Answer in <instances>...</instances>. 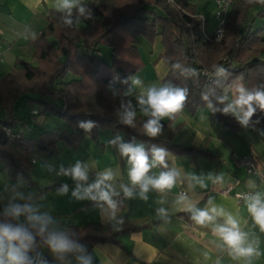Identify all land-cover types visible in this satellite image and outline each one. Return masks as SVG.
Segmentation results:
<instances>
[{"label": "trees", "instance_id": "1", "mask_svg": "<svg viewBox=\"0 0 264 264\" xmlns=\"http://www.w3.org/2000/svg\"><path fill=\"white\" fill-rule=\"evenodd\" d=\"M85 3L92 9L93 19L82 20L76 27L67 28L55 11L49 12L46 26L30 42L32 61L17 59L8 74L0 78V107L7 112L6 118L0 116V170L5 169L12 182L23 181L32 188L35 182L31 175L34 165L31 159L37 154L55 153L59 143L72 146L84 136L101 146L99 136L103 132H120L125 141L135 139L147 148L157 145L167 149L168 153L197 151L172 142V120L164 123V128L171 132L165 140L147 137L142 128L147 117L138 113L135 128L119 122L116 113L121 102L131 100L135 106L133 99L124 96L130 81L127 84L122 81L144 67L145 61L138 47L143 39H160L163 50L157 59L167 67L161 83L171 82L189 89L184 110L195 114L199 108H206L224 126L237 129L234 118L213 114L201 95L208 92L215 102L212 93L221 94L234 81L248 88L264 83V29L256 26V20L264 18V4L233 0L223 35L214 40L212 33L206 32V21L194 16V6L186 0H85ZM252 9L256 11L249 19ZM99 46L110 50L108 61L98 57ZM175 62L195 68L199 74L181 75L171 68V63ZM213 64L223 65L228 69V75L211 76ZM19 100L36 103L40 109L34 116H52L55 123L56 119L62 123L61 126L43 129L35 136L12 130L16 117L14 108ZM256 119L260 120L256 127L264 130V114L258 112L253 117ZM87 120L96 124L90 133L78 127L80 121ZM5 129L12 136L6 135ZM180 215L190 219L187 213ZM64 228L89 253L97 244L116 243L114 234L98 222H89L82 227L65 225ZM37 245L31 255L41 253L52 264L49 254L40 251L39 240Z\"/></svg>", "mask_w": 264, "mask_h": 264}, {"label": "crops", "instance_id": "2", "mask_svg": "<svg viewBox=\"0 0 264 264\" xmlns=\"http://www.w3.org/2000/svg\"><path fill=\"white\" fill-rule=\"evenodd\" d=\"M186 1L192 5L195 2L199 6L201 0ZM52 2L53 0H0V52L3 57L2 65H5L0 68V78L8 74L17 59L32 61L33 51L30 46L32 39L24 38L26 29L30 28L38 34L46 26L49 12L54 11ZM212 4L215 8V0H212ZM251 11L255 13L256 9ZM194 16L200 18L199 15L194 14ZM204 20L206 32L211 34L216 25L211 27L208 19ZM162 50L163 48L158 51L157 58ZM157 58L153 61L154 73L144 75L138 71L133 75L139 76L145 87L152 84L159 86L167 72L165 64ZM138 94L139 89H135L129 96L134 104ZM135 106L137 113L141 115L137 105ZM39 109L40 107L37 110ZM0 110L3 115L0 116L6 118L7 112L3 111L2 107ZM167 120L162 121L163 125ZM37 122L38 118L35 119L34 124L39 128H50L46 120L42 125ZM237 125V129L232 130L216 120L206 108H199L195 114L183 110L176 119L172 120L171 126L174 127L172 133L170 129L163 127L159 139L165 140L171 133L172 142L197 150L185 154L169 152V165L179 168L182 173L199 175L207 184L206 188H201L185 176L183 182H178L170 193H165L164 198L167 203L163 206L169 209L168 222L156 216L155 208L161 206L157 203L161 194L152 191L149 193L147 203L139 199L124 201L121 213L124 223L120 231H113L91 201H78L72 197L71 192L75 185L69 178L57 176L56 172L59 170L57 167L52 168L54 172H48V164L51 160L47 159L43 164L36 165L32 169L31 175L35 182L32 188H28L23 181L12 182L6 170H0V210L2 211L7 205L15 191H20L25 197L31 196V200L16 201L17 203L38 204L42 212L47 211L57 217L63 227L65 225L82 227L89 222L103 224L114 234L116 243L106 242L95 245L90 251L94 264H264V233L260 232L258 226L253 223L247 213L244 200H237L234 196L235 193L241 192L259 191L264 194V135L255 130H244L238 123ZM26 128L34 130V126L27 125ZM198 134L202 139H197ZM116 135L123 137L120 132L101 133L99 136L101 146L87 136L80 138L72 146L64 142L59 143L58 151L52 153V156H55L58 162L62 161L65 167L75 163L76 160L96 161L97 167L90 178H94L95 171L110 167L119 173L118 183H127L126 159L120 156L115 146L108 144V141L114 139ZM145 147L147 148L146 145ZM233 154L251 156L262 177L257 179L247 174L243 166L236 164ZM161 170L163 169H153L150 174H158ZM209 173H223L224 182L213 184L208 180ZM63 183L68 184L69 192L61 196L57 194V189ZM190 183L194 186L190 187ZM228 186H231L229 193L222 194L220 191ZM181 192H186L193 200L198 201V207L209 206L208 201L211 199L213 204L222 206L230 212L240 222L241 230L248 233L249 240L258 241L256 246L259 255L232 259L227 247L213 234L212 225L201 227L195 225L191 219H185L180 215L187 212L177 209L173 201ZM222 222V218L217 220V223ZM134 226L140 228L134 231L126 229ZM39 249L42 253H48L52 264H56L48 249L41 245ZM73 264H75L74 258Z\"/></svg>", "mask_w": 264, "mask_h": 264}, {"label": "clouds", "instance_id": "3", "mask_svg": "<svg viewBox=\"0 0 264 264\" xmlns=\"http://www.w3.org/2000/svg\"><path fill=\"white\" fill-rule=\"evenodd\" d=\"M248 3L264 4V0H248ZM52 7L59 15V21L67 28H74L82 20L93 19L92 9L85 0H53ZM25 39L35 40L37 33L30 28L26 29ZM171 68L178 70L181 75L197 76L195 68H186L181 63H171ZM211 76L222 77L228 75V69L221 64H213ZM131 83V87L124 96H131L133 89H139L136 95V104L140 114L147 117L142 124L143 132L147 137L156 138L163 132L164 119L174 120L183 112L188 97L189 89L171 82H163L144 86L139 76L125 78L122 83ZM115 94V93H114ZM215 102L208 92L202 93L201 98L206 102V107L213 114L220 113L235 119L244 130H255L264 135V130L256 128L259 119L253 117L259 112L264 114V83L246 87L243 83L233 84L221 94L216 95ZM119 122L129 127H136L137 111L131 100L121 102L116 113ZM78 127L85 133H90L96 124L94 121H80ZM197 139H202L199 136ZM115 146L122 158L127 162V183L117 182L119 173L110 167L95 171L94 178L91 173L97 167L96 161L75 163L65 167L60 164L57 176L69 178L75 185L71 192L78 201L88 200L99 209L102 217L107 221L113 231H120L124 223V201L139 199L147 203L149 193L155 191L161 194L157 203L161 206L155 208V214L161 220L168 222L169 209L164 207L167 203L165 193H170L178 182H183L185 176L189 181L195 182L201 188H206L205 180L196 174H185L168 163V151L163 147L152 145L146 148L143 143L135 139L125 141L122 136L116 135L108 141ZM161 168L158 174H150L153 169ZM49 171L52 167L49 166ZM208 180L213 184L224 182L223 173L208 174ZM190 187L194 186L190 183ZM69 186L63 183L57 189L58 195H67ZM241 194L237 193L240 198ZM30 201L31 196L25 197L24 193L15 191L7 205L0 211V264H49L47 258L41 253L31 255L36 251L37 241L46 247L56 261V264H94L91 253L85 246L72 238L69 230L64 228L57 217L49 212H42L38 204L31 202L17 203L16 201ZM247 213L253 223L264 233V194L259 191L243 196ZM173 205L190 214V219L195 225L207 227L212 225V232L229 250L232 259L251 258L258 256V241H250L248 233L240 228V222L222 206L213 204L209 199L207 207H198V201L193 200L186 192L179 193ZM223 220L217 223L218 219Z\"/></svg>", "mask_w": 264, "mask_h": 264}, {"label": "rangeland", "instance_id": "4", "mask_svg": "<svg viewBox=\"0 0 264 264\" xmlns=\"http://www.w3.org/2000/svg\"><path fill=\"white\" fill-rule=\"evenodd\" d=\"M194 6V11H195V15H199L200 18L202 19H208L209 24L211 27H214L216 25V20L214 17V11L216 8H214V5L212 4V0H201L199 2V6L194 2L193 4ZM202 11V15H200V12ZM254 16L253 11H250L248 17L249 19H252ZM256 26L258 28H263L264 29V18L261 19H257L256 20ZM161 46V48H160ZM139 47V51L141 53V55L144 58L145 61V65L144 67L139 70L141 71L142 74L146 75V74H151L152 72L154 73V65H153V61L156 60L155 58H157V53L160 49H162V45L160 43V39L157 37L155 40L152 41H147V40H141V42L138 44ZM99 52L97 53L98 57L102 58L105 61H108L111 57L110 55V50L105 47V46H99ZM163 62V61H162ZM3 62L0 63V68H2L5 65H2ZM138 73V72H136ZM135 75V74H134ZM142 75V76H144ZM240 83V82H238ZM161 84V82H160ZM131 87V84L129 86V88ZM229 87H226V89H228ZM135 89H133L134 91ZM35 97V95H34ZM60 101L57 100V103H59ZM135 105L136 102H135ZM138 107V112L139 111V106ZM3 109V108H2ZM38 109V107H36V103L33 102H27V101H19L16 103L15 108H14V112L16 114L15 119L12 122L11 125V129L14 131H20L22 132L24 135L26 136H35L37 134H39L43 129L45 130H53L55 128H57L58 126H61V122H59L57 119V123H54V120L52 118V116H48L46 114H37L34 116L35 110ZM4 111V109H3ZM0 115H2V110H0ZM33 115V116H31ZM38 118V122L37 123H41L44 120H46L47 123L50 124V128H39L36 126V124H34L35 119ZM34 126V130H27L26 126ZM47 159L48 161L51 160V162H49V166H51L53 169H56L55 167H57L59 169V166L61 164V162H58L55 156H52V154H45V153H39L36 155V163L33 165V168H35V166H40L41 164H43L44 160ZM48 172H51L48 170ZM52 172H54V170H52ZM22 182V181H21Z\"/></svg>", "mask_w": 264, "mask_h": 264}, {"label": "built area", "instance_id": "5", "mask_svg": "<svg viewBox=\"0 0 264 264\" xmlns=\"http://www.w3.org/2000/svg\"><path fill=\"white\" fill-rule=\"evenodd\" d=\"M233 0H215V11H214V17L216 20V26L212 32V37L214 40H218L222 37L223 35V26L225 24V20L227 18L228 12H229V8L231 6ZM3 61V57L2 54L0 52V62ZM5 133L8 136H12L9 132L8 129H5ZM233 159L236 162L237 165L239 166H243L247 172V174L252 175L254 177H256L257 179H260L262 176L259 173L255 161L254 159L249 156V155H237V154H233ZM31 161L33 163H35L36 158H32ZM92 175H94V173H92ZM231 189V186H228L224 189H222L220 192L222 194H228L229 190ZM249 193L252 192H241L239 194H241L240 198L237 197V193L234 194L235 198L237 200H241L243 199L244 195H247Z\"/></svg>", "mask_w": 264, "mask_h": 264}]
</instances>
